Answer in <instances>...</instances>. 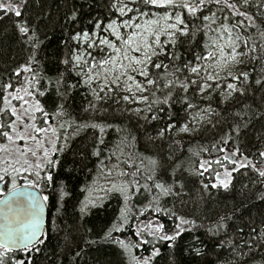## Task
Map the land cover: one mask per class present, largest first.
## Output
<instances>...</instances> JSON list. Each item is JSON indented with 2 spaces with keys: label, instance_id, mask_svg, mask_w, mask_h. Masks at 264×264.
I'll use <instances>...</instances> for the list:
<instances>
[{
  "label": "snow or ice",
  "instance_id": "snow-or-ice-1",
  "mask_svg": "<svg viewBox=\"0 0 264 264\" xmlns=\"http://www.w3.org/2000/svg\"><path fill=\"white\" fill-rule=\"evenodd\" d=\"M28 3L29 0H0V20L12 17L17 37L29 53L25 63L7 80L0 78V203L6 209L5 222L0 225V264H33V253L41 252L49 242L50 232L43 227L49 195H39L46 189L56 195L51 204L55 209L51 231H59L55 221L70 196L67 182L61 178L59 154L65 150L61 142L67 144L69 129L78 133L85 128L99 133L92 151L98 163L89 171H95L105 184L101 187L93 181L80 189L87 193L83 200H77L80 218L103 209L111 198L120 201V208L99 241L65 237L67 251L72 253L68 264H75L85 247L99 242L117 245L128 255V264H154L161 255L159 245L164 244L170 249L181 248L189 255H202L203 249L197 245L205 241L197 232L203 226L181 215L175 204H167L168 198H178L185 186L181 179L183 162L176 154L180 142L173 141L166 157L159 152L154 154L150 145L163 141L177 129L181 111L187 119L179 124L180 133L191 134L197 131L194 125L210 123V114L219 115L211 108V102L208 108H199L193 101H203L213 89L224 101L234 94H244L240 82L248 79V73L229 72L227 78L234 82L222 90L221 81L226 78L220 76V70L228 63H243L242 58L255 50L248 39L241 38L245 29L258 27V17L249 14V0H108L107 14L89 19V28L68 35L63 41L66 51L52 62L44 55L48 34L27 15ZM79 16L80 12L72 9L67 22L75 24ZM259 19L264 23V16ZM197 47L200 52H193ZM186 52L192 54V59L186 58ZM256 83L262 84V80ZM82 89L84 99L92 97L83 108L86 113L98 110L97 101L118 94L127 105L125 111L137 118V135L127 132L108 147L104 137L107 129L115 126L77 123L72 117L76 96ZM233 115L242 119L241 111ZM154 124L163 126L153 127ZM229 127L220 143L227 144L232 133L240 134L239 123ZM149 128L155 135H148ZM115 130L126 131L119 127ZM129 138L142 143L143 151L134 153L136 144L129 149ZM241 155L237 146L222 160L199 161L191 174L199 177L205 190H227L232 174L239 171V163L240 168L255 170L264 181V169L246 157L241 160ZM259 156L264 158V151ZM213 164L223 168V172L216 171ZM228 164L232 165L231 170ZM206 174L208 182L204 183ZM19 180L24 184H19ZM145 200L156 214L154 219H141L145 211L137 206V201L143 204ZM234 211L229 214L225 209V214L215 219V227L205 228L204 233L217 235ZM165 218L170 222L167 225L162 222ZM86 232L92 235L93 230ZM126 232L135 239L116 235ZM186 233L190 236L187 242ZM215 243L223 248L221 241ZM254 243V239L252 243L245 242L249 253ZM146 247L151 249L147 256L136 255ZM236 247L233 245V251ZM17 253L21 255L18 257Z\"/></svg>",
  "mask_w": 264,
  "mask_h": 264
},
{
  "label": "trees",
  "instance_id": "trees-1",
  "mask_svg": "<svg viewBox=\"0 0 264 264\" xmlns=\"http://www.w3.org/2000/svg\"><path fill=\"white\" fill-rule=\"evenodd\" d=\"M108 0H29L27 15L32 21L40 25L41 30L47 32L48 41L44 49V55L49 62L62 57L66 51L63 48L64 39L75 31L89 28V19L100 16L103 18L108 10L105 7ZM251 7L248 9L249 14L258 17L256 24L258 27L245 29L241 35L242 39H248L249 46L255 47L254 51L249 52L248 57H244L243 63L239 64L236 73L247 72L248 79L242 80L240 86L245 89L243 95L234 94L229 100L224 101L223 97L217 95L216 89H213L210 96L193 102L199 105V108H208L209 101L211 108L219 115L210 114L211 122H204L196 125L197 131L188 135H179V124L186 122L183 111L180 112L181 119L178 127L173 130L169 137L163 141H156L150 145L152 152L162 153L165 157L170 154V146L173 141L180 142V148L176 149L180 161L183 162L181 179L184 188L178 198H168L167 204H175L181 215L196 221L202 225L197 232L205 241L203 245H197L203 249V254L196 256L189 255L181 248H168L166 244L159 245L161 255L157 257L154 264H262L264 259V181L258 176V173L252 168L236 167L239 171L234 172L231 178L230 187L225 190L203 189L199 177L192 175L191 171L198 166L201 160L214 161L223 159V156L240 149L242 159L245 157L248 161L255 163L258 167L264 158L259 156L260 151H264V23L259 19L264 16V3L262 0H249ZM76 9L80 16L75 24H69L66 17L71 14V10ZM204 41H201L203 44ZM248 51V49H241ZM181 51H184L181 49ZM195 53L200 52L197 47L193 50ZM29 55L26 46L21 44L12 24V17L7 16L0 20V78H7L20 65L25 63ZM187 59H192L191 53H185ZM262 80V84H257L256 80ZM221 83V89H225ZM231 82L232 80L229 79ZM228 81V82H229ZM233 82V81H232ZM85 92L82 89L76 96L74 105L73 119L79 124L98 123L103 125H113L125 129V132H117L114 128H109L105 134V140L108 147L119 141V139L131 132L133 136L137 135V118L134 114L125 111L127 105L120 101L117 95H111L108 99L97 101V111L86 113L83 111L87 107L88 100L92 97L89 95L84 99ZM135 107V106H134ZM179 109V106H177ZM242 112V119H236L234 113ZM175 122V121H174ZM142 123V121H141ZM239 123L241 125L240 134L237 136L232 133V139L227 143H220L221 138L230 131V125ZM215 125V126H214ZM162 124H154L153 127H162ZM143 131V129H141ZM69 139L64 146V152L60 153L62 167L60 169L61 178L67 182L70 196L66 198L64 207L55 223L59 225V231L53 232L54 227L52 220L55 216V209L51 204L55 202L56 195L52 189H46L43 195H49L48 219L46 230L50 232V239L39 253H33V264H68V259L72 253L67 251L69 240L96 239L100 240L106 225L119 214L120 201L116 198L106 200L104 208L94 210L92 214L80 218L77 211V200H83L87 193L80 191L86 184H92L103 187L105 181L98 177L94 169L98 163L97 158L92 156L95 138L99 135L96 129L85 128L78 133L68 130ZM148 135H155L152 128L148 129ZM136 148L132 149V145ZM215 146V147H214ZM128 148L134 153L142 152V143H136L129 138ZM207 149V151H203ZM219 149H225L220 151ZM105 151L107 149H104ZM182 153V154H181ZM100 159H103L101 156ZM228 168L232 165L228 164ZM216 171H222L218 165L213 164ZM206 178L204 183L208 182ZM137 206L145 211L142 220L154 219V211L148 207V201L143 204L137 201ZM225 209L229 214L233 213L232 219L227 222L225 228H221L217 235L211 233L205 234L204 229L215 227L214 221L217 216L224 215ZM166 225L170 222L165 218L162 220ZM137 221H133V224ZM93 230L92 235L86 232V229ZM240 229H243L241 232ZM252 229H256L255 233ZM120 238L125 236L135 239L130 232H126ZM190 236L186 233L184 240L187 242ZM255 243L252 245V252H248L245 242ZM215 241H221L223 248L217 246ZM231 242V243H230ZM233 245L236 250L233 251ZM83 247V245H81ZM77 251L79 249H76ZM147 248L143 252H136V255L147 256L150 252ZM243 253V255H240ZM18 257L20 253L16 254ZM128 255L117 245L112 243L99 242L97 244L85 247V251L75 260V264H128Z\"/></svg>",
  "mask_w": 264,
  "mask_h": 264
},
{
  "label": "rangeland",
  "instance_id": "rangeland-1",
  "mask_svg": "<svg viewBox=\"0 0 264 264\" xmlns=\"http://www.w3.org/2000/svg\"><path fill=\"white\" fill-rule=\"evenodd\" d=\"M241 51H242V50H241ZM237 67H238V65H233V64H231V63L225 64V65L222 66V70H220V76L226 78V79H224V80H226V81L224 82L225 85H226L227 83H230V81H229L230 78H227V74H228L229 72L236 73V69H237ZM228 81H229V82H228ZM222 82H223V80L221 81V83H222ZM231 82H232V81H231ZM233 82H234V81H233ZM121 91H122V90H121ZM113 95H117V96L119 97L118 94H113ZM196 125H198V124H196ZM196 125H194V126H196ZM179 135H182V136H183V135H188V134H183V133H180V132H179ZM229 154H230V153H229ZM226 155H228V154H226ZM241 160H243L242 157H241ZM237 164H239V163H237ZM258 168L264 169V159H263V162H262L260 165H258ZM229 170H231V168H229ZM220 172H223V170L220 171ZM18 183H19V184H20V183L24 184V181H23V180H19Z\"/></svg>",
  "mask_w": 264,
  "mask_h": 264
},
{
  "label": "water",
  "instance_id": "water-1",
  "mask_svg": "<svg viewBox=\"0 0 264 264\" xmlns=\"http://www.w3.org/2000/svg\"><path fill=\"white\" fill-rule=\"evenodd\" d=\"M22 190H24V191H36L35 189H31V188H23ZM39 195H43V193L41 192V193H39ZM5 211H6L5 205L3 203H0V225H2L5 222L4 221ZM47 219H48V205H46L45 212H44V222H43L44 228H46Z\"/></svg>",
  "mask_w": 264,
  "mask_h": 264
},
{
  "label": "flooded vegetation",
  "instance_id": "flooded-vegetation-1",
  "mask_svg": "<svg viewBox=\"0 0 264 264\" xmlns=\"http://www.w3.org/2000/svg\"><path fill=\"white\" fill-rule=\"evenodd\" d=\"M21 185H23L22 183H20Z\"/></svg>",
  "mask_w": 264,
  "mask_h": 264
}]
</instances>
